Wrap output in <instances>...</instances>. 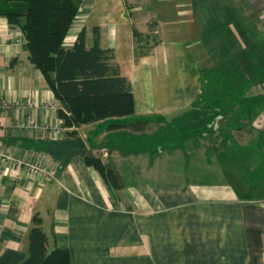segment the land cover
<instances>
[{"label":"crops","instance_id":"0c3cea01","mask_svg":"<svg viewBox=\"0 0 264 264\" xmlns=\"http://www.w3.org/2000/svg\"><path fill=\"white\" fill-rule=\"evenodd\" d=\"M233 2L254 27L251 33L264 37V0ZM194 5L83 1L66 45L84 29L86 46L92 47L98 33L101 48L113 51L131 81L135 114L81 125L74 135L67 134L59 101L29 60L23 32L0 15V150L57 170V180H49L23 164L0 161V264L27 257L36 213L49 250H69L72 264H264V109L254 127L242 120L240 130L211 129L208 151L184 142L188 132L182 124L190 118L183 113L197 102L202 86L194 58L200 46H190L199 38ZM181 24H187L185 36L169 35ZM137 121L148 122L145 130L132 129L129 124ZM34 123L39 128L28 125ZM173 139L180 141L175 156L183 163L195 154L200 161L209 154L215 162L219 156L239 162V175L246 170L241 183L158 180L154 165L170 163L168 152L175 151L159 146ZM88 155L110 164L122 187L114 188L89 166Z\"/></svg>","mask_w":264,"mask_h":264},{"label":"trees","instance_id":"16d2710c","mask_svg":"<svg viewBox=\"0 0 264 264\" xmlns=\"http://www.w3.org/2000/svg\"><path fill=\"white\" fill-rule=\"evenodd\" d=\"M83 1L0 0V15L21 29L30 62L59 101V117L68 135L84 124L135 114L131 81L121 74L113 51L101 48L98 30L92 47L86 46L84 29L71 46L66 45ZM194 4L198 42L208 58L201 68L197 102L183 113L190 118L186 130L192 129V137L204 135L206 128L208 134L220 126L224 132L240 130L242 120L254 127L255 117L264 109V37L251 33L254 27L244 22L233 0H194ZM129 125L143 131L148 122ZM85 161L114 188L122 187L120 174L110 164L95 155L86 156ZM32 222L28 255L17 264H72L69 250H49L38 213Z\"/></svg>","mask_w":264,"mask_h":264},{"label":"rangeland","instance_id":"374dc122","mask_svg":"<svg viewBox=\"0 0 264 264\" xmlns=\"http://www.w3.org/2000/svg\"><path fill=\"white\" fill-rule=\"evenodd\" d=\"M171 19L177 20L175 19V17H172ZM187 31H188L187 24L185 25L181 24L180 27L173 28V30L169 35L176 37L185 36ZM190 46L193 49L200 46V48L196 49V51L194 52V58L197 64L200 66V70H201V68L204 66L205 58L203 57L207 56V52L204 50L203 46L198 41H191ZM184 123L182 125L187 126L189 122L186 119V122ZM198 123L199 122H195L194 124H198ZM255 123L261 124L258 123V121H256ZM191 130L192 129L186 130L188 132L185 135L186 138L184 139L185 140L184 142H187L186 147L190 146L197 150L205 148V150L208 151V147L210 143V140L208 139L209 129L206 128L204 135L197 134L196 136L193 137L190 135ZM164 143L166 146H164L163 144L160 145L159 150L161 149L173 150L175 149V147H180L179 146L180 141L178 139H173L171 141L169 140ZM197 143L198 146H195V144ZM171 152H173V155L170 154V152H168L169 153L168 157H170V159L172 160L170 163L167 164L158 163L154 165V172H155L154 175L160 181L174 182L176 180H183V181L186 180L189 182L195 181L196 183H201V184H215V183L228 182L230 184L239 185L241 183L240 180L244 176V173H246V170H242L241 174L239 175L238 171H241L240 167L242 165L236 161L223 160L220 156L219 158H217L218 159L217 162H215L216 160L214 161L211 160L212 156L209 154H207V157L205 159L200 161L198 160L197 154H195V156H188V158H186L187 160L183 163L179 157L177 160L176 156L178 155L177 153L178 149L177 150L175 149V151H171ZM208 155L210 156V159ZM214 157L216 158L215 154ZM215 167H218L219 170H216ZM227 167H231V168L226 170ZM236 168H239V170H236ZM222 170H224V172H222ZM249 174H250V179L253 180V181L250 180V182H254L255 179L253 178V176L254 177L256 176V172H251Z\"/></svg>","mask_w":264,"mask_h":264},{"label":"built area","instance_id":"2783aa9c","mask_svg":"<svg viewBox=\"0 0 264 264\" xmlns=\"http://www.w3.org/2000/svg\"><path fill=\"white\" fill-rule=\"evenodd\" d=\"M34 128H39V124H28ZM24 123L22 127H26ZM0 161L1 162H16L18 164H23L26 170L35 176H44L49 180H57V170L55 166H49L41 161L30 162L18 156L11 149L0 150Z\"/></svg>","mask_w":264,"mask_h":264}]
</instances>
